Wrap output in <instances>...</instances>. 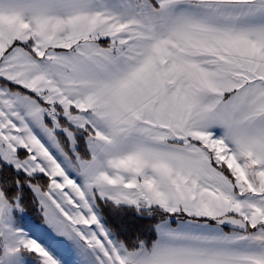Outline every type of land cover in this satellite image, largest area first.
<instances>
[{"label":"snow or ice","instance_id":"1","mask_svg":"<svg viewBox=\"0 0 264 264\" xmlns=\"http://www.w3.org/2000/svg\"><path fill=\"white\" fill-rule=\"evenodd\" d=\"M0 264H264V0H0Z\"/></svg>","mask_w":264,"mask_h":264}]
</instances>
